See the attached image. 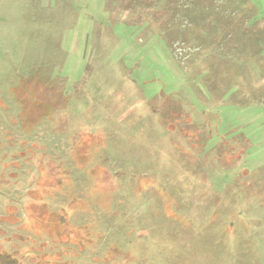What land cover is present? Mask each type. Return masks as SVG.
<instances>
[{"label": "rangeland", "instance_id": "rangeland-1", "mask_svg": "<svg viewBox=\"0 0 264 264\" xmlns=\"http://www.w3.org/2000/svg\"><path fill=\"white\" fill-rule=\"evenodd\" d=\"M0 264H264V0H0Z\"/></svg>", "mask_w": 264, "mask_h": 264}, {"label": "trees", "instance_id": "trees-1", "mask_svg": "<svg viewBox=\"0 0 264 264\" xmlns=\"http://www.w3.org/2000/svg\"><path fill=\"white\" fill-rule=\"evenodd\" d=\"M0 253H1V252H0ZM11 259H12V257H11L10 254H9V255H8V254H4V253L0 254V260L3 261V262H4V261H5V262H6V261L9 262V261H10V262L12 263L13 261H12ZM13 263H14V262H13Z\"/></svg>", "mask_w": 264, "mask_h": 264}]
</instances>
